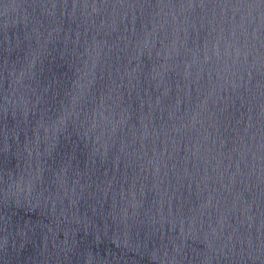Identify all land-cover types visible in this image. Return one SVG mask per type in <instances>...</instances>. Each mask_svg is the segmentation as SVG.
<instances>
[{
    "label": "water",
    "instance_id": "water-1",
    "mask_svg": "<svg viewBox=\"0 0 264 264\" xmlns=\"http://www.w3.org/2000/svg\"><path fill=\"white\" fill-rule=\"evenodd\" d=\"M0 193L264 264V0H0Z\"/></svg>",
    "mask_w": 264,
    "mask_h": 264
}]
</instances>
